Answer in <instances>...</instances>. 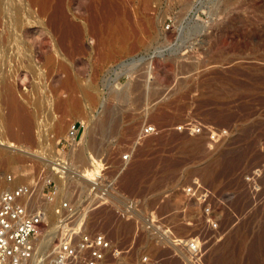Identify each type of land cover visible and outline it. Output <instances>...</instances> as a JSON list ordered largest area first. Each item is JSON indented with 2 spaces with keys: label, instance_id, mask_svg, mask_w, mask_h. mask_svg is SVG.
Here are the masks:
<instances>
[{
  "label": "rangeland",
  "instance_id": "obj_1",
  "mask_svg": "<svg viewBox=\"0 0 264 264\" xmlns=\"http://www.w3.org/2000/svg\"><path fill=\"white\" fill-rule=\"evenodd\" d=\"M66 1L69 14L91 22L88 30L95 19L88 8L96 1L104 11L110 5V0ZM120 1L121 9L131 3ZM131 4L138 22L125 46L116 39L100 45L94 32L78 41L58 35L55 44L40 30L17 36L0 15V137L6 143L0 146L17 162L0 160V193L7 174L28 176L35 184L34 204L48 215L40 238L58 227L51 204L39 197L51 176L43 157L64 149L73 159L75 177L64 188L59 182L66 190L56 200L74 199L67 191L83 182L78 171L101 161L106 179L116 178L122 155L141 127L152 124L157 133L136 148L115 191L141 199L139 218L156 210L184 253L196 246L204 252L199 264H264V0ZM72 105L80 112L70 110ZM75 122L85 124L77 147L67 139ZM198 125L223 130L225 136L214 141L207 131L196 134L192 128ZM190 186L202 190V201L211 204L231 193L219 230L193 222L201 216L196 201L187 202ZM69 225L58 227L52 241ZM87 229L112 237V264L120 256L123 264H134L144 254L156 264H184L176 255L179 247L158 246L139 235L138 221L121 220L107 204L94 208ZM51 247L32 264L45 259Z\"/></svg>",
  "mask_w": 264,
  "mask_h": 264
},
{
  "label": "built area",
  "instance_id": "obj_2",
  "mask_svg": "<svg viewBox=\"0 0 264 264\" xmlns=\"http://www.w3.org/2000/svg\"><path fill=\"white\" fill-rule=\"evenodd\" d=\"M85 129L83 122H75L69 128L67 139L69 144L76 145L81 130ZM196 134L209 133L212 140L219 141L223 138L224 131L214 127L203 125L192 128ZM157 133V127L152 124H145L141 127L135 140L128 147L120 159L118 175L116 178L106 179L104 165L96 164L97 170L91 175H85V171L77 173L82 179L81 184H76L74 188H69L67 192H72L74 199H59L57 193L59 185L55 177L63 181V188L67 180H73L72 174L75 172L72 159L63 150L53 152V156L43 159L47 162V170L51 176L45 179L41 197L48 201L52 208V215L58 224L59 229L69 223L67 232L52 243L51 250L43 257L38 258V264H112L108 258L114 253V240L105 231L87 229L91 213L98 204H107L115 209L118 217L126 222L138 221L139 235L152 239L156 245L162 247L173 246L174 250L179 247V256L184 264H199L203 257V251L198 250L184 253L180 248L179 239L173 231L164 223L156 210L146 211L138 217L142 208V201L138 197H133L127 193L115 191L117 189L118 178L126 170L136 148L149 136ZM46 170V168L44 169ZM16 174H7L5 179L12 183L16 180ZM75 181V180H74ZM85 183L87 186L83 185ZM35 184L29 182H19L13 186L6 187L0 193V264H30L35 251V237L40 234L45 221L48 218L47 211L36 206L33 199ZM46 186H49L46 190ZM84 188V189H83ZM66 190V189H65ZM82 190V191H81ZM185 194L190 200L196 201V215L193 222L199 225V220L206 222L214 230L220 229L222 213L226 209V201L232 198L231 193L223 196L211 204L202 201V190L197 187H187ZM39 196V197H40ZM85 197V198H84ZM226 211V210H225ZM58 229V233H59ZM60 234V233H59ZM177 249V248H176ZM115 264H123L121 256L116 258ZM134 264H156L153 259L144 254L138 262Z\"/></svg>",
  "mask_w": 264,
  "mask_h": 264
},
{
  "label": "bare ground",
  "instance_id": "obj_3",
  "mask_svg": "<svg viewBox=\"0 0 264 264\" xmlns=\"http://www.w3.org/2000/svg\"><path fill=\"white\" fill-rule=\"evenodd\" d=\"M107 1H106V3L108 4ZM129 1L132 3L133 0H129ZM129 1H128V4L130 3ZM66 2H67L66 0H0V15L3 16V18L6 20V21L4 20V22H7L9 25L13 26V29H14L13 31L15 32L14 34H16L17 36H26L27 34L31 33L34 29L40 30L41 32H43L48 37V40L52 41L53 44H55L54 42H55V39L58 35H61L65 39V41H67V40L71 41L72 38L76 39V40L74 39V41H78L77 38H80V40H81V37L83 35H87L86 33L91 32V34H92V32H94V36H97L100 39V45H104L106 42H109L110 39H113L114 42H116V40H117L118 46L120 44H123L125 46V45H127V43L125 41H128V39L131 37V35L133 34V32L135 31V29L137 27L138 21L136 19V11L133 8L131 3L127 8L124 7V9L123 8L121 9V1L120 0H110V5L109 6L105 5V6L109 7L107 9V11L102 10L101 4L98 3L97 1L95 3H93L90 7L88 6L90 8V9L88 8V10H90V12H93V14L91 13L93 16H91V14H90V16L95 18V19H93L94 22L92 23L93 24V26H92L93 30H91L90 29L91 27H89V29L91 30L90 31L87 28V26H88L87 24L90 23V26H91V22L89 21L87 24H85L86 22L84 23L82 18L78 20L77 17H74V15L72 13L69 14V12H72V11L70 9L69 4H68V8H66V6H67ZM126 3H127V1H126ZM57 50H59V48ZM53 51H54V49H53ZM59 52H60V50H59ZM38 55L40 56L41 52H38ZM52 58L47 59L48 64L53 63ZM86 97L93 99L92 96L88 95V94H86ZM10 106H11V104H10ZM63 109H64V107H63ZM69 109L73 110L75 113L80 112V108L78 107V105H72V107ZM91 117H90V120H91ZM87 118H88V116H87ZM94 122H95L94 118L91 121H89L90 127L93 125ZM100 126L103 128L104 123H102V125H100ZM90 129L92 130V127ZM4 141H5V139L3 137H0V145L6 144ZM77 145H79V143L76 144V147H77ZM73 154H74V152H73ZM13 156L14 155H11L6 149H4V147L2 148L0 146V160H3L10 165H15L17 162H16V158ZM79 156H80V158H82V159L84 158V160H87L86 157H84L83 153L80 154ZM71 157L73 158V156H71ZM99 163H100V161H99ZM94 164H95V166H93L89 171L88 170L86 171L84 169L81 171H85L84 172L85 175H90V174L92 175L93 172L97 170V166H96L97 163H94ZM206 178H207V175H206ZM55 179L58 180V185L60 183H61V185H63L62 180L58 179L57 177H55ZM27 180H28V176L20 175L17 178V180H15L12 183H9L5 179V183L7 184L6 187H10V186H13L19 182H27ZM41 191L42 190L39 191V194ZM61 192L63 194L65 192V190H63V188L61 189L59 186L58 194L59 193L61 194ZM41 194H42V192H41ZM56 197H58V195ZM33 202H35V201H33ZM57 229H58V227H57ZM57 229H56V227H54L51 230H48V232H46V234H42V236L40 238H38L40 235H38V237H35V240H34V241H36L35 242V251H34V255H33L32 259L30 260V264L35 263L34 261L37 260L36 257L41 251L48 249L49 246L52 245V243H54V241L56 239H54L52 241V235L56 233Z\"/></svg>",
  "mask_w": 264,
  "mask_h": 264
}]
</instances>
